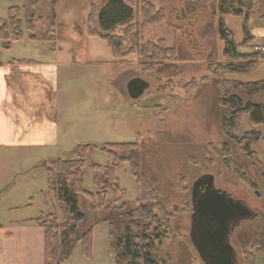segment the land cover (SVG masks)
<instances>
[{"label": "rangeland", "instance_id": "obj_1", "mask_svg": "<svg viewBox=\"0 0 264 264\" xmlns=\"http://www.w3.org/2000/svg\"><path fill=\"white\" fill-rule=\"evenodd\" d=\"M23 1L0 0V25L6 21L8 10L20 8ZM37 1L35 35L40 42V50L44 49L46 54L49 49L52 53L70 50L72 52L68 57L67 51L63 52V56L69 58L72 55L74 60L85 63L80 69L72 70L70 74L74 78L67 81L80 84L75 90L79 98L65 105L63 99L62 109L57 112V122L63 130L57 146L42 148L28 157L19 154L17 149H8L0 155V193L7 189L5 181L9 183L11 180L19 185L18 188L34 191L35 194L46 189L42 162L56 158L75 159L74 147L80 144L92 145L85 155L83 189L94 193L97 186L93 178L98 173L93 165L106 166L112 161L109 154L98 148L99 145L139 141L140 147L131 154L135 155L134 160L154 188L156 200L171 214L167 230L157 224L158 231L165 233L163 244L157 251L163 264H203L191 245L189 231L190 189L197 178L205 175H213L215 187L225 190L233 199L242 200L250 211L256 213V217L244 220L235 227L229 238L236 263L243 264L242 253L252 245L264 248V168L248 159L242 152V146L222 136L221 123L227 111L220 104L218 90L206 70L210 59L220 64L229 62L222 55L223 43L218 36V0L208 3L149 0L156 8L164 10L165 21L136 31L124 50L139 41L163 39L167 47L175 50V60L170 64H157L156 73L145 70L146 62L140 59L137 52L119 62L113 59L102 41L87 36L86 19L92 4L99 8L109 0ZM258 4H264V0H257ZM140 7L134 6L135 14ZM254 11L251 13L253 21L256 17L253 28L258 32L256 42L261 44L264 42V9L257 6ZM21 17L22 40L27 41L29 31ZM223 19L236 42H240L243 39L241 18L227 16ZM40 36L49 40H40ZM24 45L13 44L7 49L0 47V58L11 60L24 55ZM250 46L239 50L248 52ZM162 66L166 68H160ZM257 66L247 75H229L227 78L241 83L260 81L264 76V63ZM134 77L150 85L137 101H132L125 90L127 81ZM191 78L198 81V86L185 95L182 87ZM200 78L206 79L202 82ZM168 81H172L174 88L166 93H157ZM62 86V81L45 84L44 104L59 108L53 97L61 94ZM73 91L71 89L70 93ZM106 94L110 97L108 104ZM162 109L166 112L162 116L156 115L157 110ZM241 127L244 131L252 129L248 117L243 118ZM225 143L229 145L231 166L209 148L210 145L221 149ZM252 149L264 163V142L252 146ZM117 153L122 154L120 151ZM115 173L123 191L121 198L133 201L137 190L128 165L118 166ZM28 183L30 189L23 186ZM108 196L112 198L111 193ZM51 197V194L47 195V212L53 211L60 217ZM78 210L90 220L100 216V213L89 210L88 200L84 197L78 200ZM92 235L91 259L83 257L79 245H76L69 260L63 264H115L109 256L107 226H94Z\"/></svg>", "mask_w": 264, "mask_h": 264}, {"label": "trees", "instance_id": "obj_2", "mask_svg": "<svg viewBox=\"0 0 264 264\" xmlns=\"http://www.w3.org/2000/svg\"><path fill=\"white\" fill-rule=\"evenodd\" d=\"M191 1L208 3L211 0ZM254 3L255 0H218V36L223 43L222 55L229 62L220 64L210 59L206 70L218 90L220 104L227 111V116L221 123L222 136L227 141L242 146L246 157L253 160L256 166L264 168V163L252 149L253 145L264 142V76L254 83H241L227 78L229 75H247L264 60V54L239 50L255 41L249 28ZM139 5L141 7L135 14L134 6L136 8ZM36 10V3L29 0H24L20 8L12 7L8 10L6 21L0 25V42L3 48H10L13 42L22 40L21 16L27 25L29 39H37ZM227 16L241 18L243 39L240 42H236L234 34L224 23L223 17ZM164 21V10L156 8L149 0H109L99 8L92 4L86 19V34L102 41L116 61L123 62L137 52L140 59L146 62L145 70L156 73L157 64H170L175 60V50L167 47L163 39L139 41L127 50L124 47L131 35L139 29ZM40 39L49 40L42 36ZM205 79L200 78L199 81L204 82ZM197 86L198 81L191 78L182 90L188 95ZM173 88L172 81H168L157 93H166ZM170 98L172 100V96ZM165 112L166 109L157 110L156 115L162 116ZM244 117H248L253 128L261 127V130L244 131L241 127ZM91 147L90 144L77 145L74 147L77 155L75 159L56 158L41 164L46 174L47 193L51 194L52 204L60 213L58 217L56 213L43 212L33 220L44 231V264H63L70 258L76 245H79L83 257L91 259L92 229L99 224H105L108 228L109 256L115 264H163L157 251L163 244L165 233L158 231L157 224L167 230L171 214L156 200L154 188L134 160L135 155L131 154L140 147L139 141L99 145L98 148L109 154L112 161L106 166L93 165L98 173V177L93 178L97 186L94 193L83 189L85 155ZM209 148L223 158L226 165L233 164L227 143L221 149L210 145ZM125 153L128 155H124ZM123 164L128 165L129 174L135 181L137 196L133 201H125L120 196L123 191L119 188L115 171ZM250 187L254 188L253 185ZM109 193L112 198L108 196ZM81 197L88 200L91 212L100 213L99 217L90 220L78 210V200ZM261 255H264V248L252 245L248 251L243 252V262L255 264L256 257Z\"/></svg>", "mask_w": 264, "mask_h": 264}, {"label": "crops", "instance_id": "obj_3", "mask_svg": "<svg viewBox=\"0 0 264 264\" xmlns=\"http://www.w3.org/2000/svg\"><path fill=\"white\" fill-rule=\"evenodd\" d=\"M254 4V10L257 6L264 9V4L257 5V0ZM252 17L251 14L249 28L256 39L258 32L253 28L256 17L254 21ZM19 43H25L24 55L11 60L0 58V155L8 149H17L19 154L28 157L42 148L58 145L63 130L57 122V112L62 109L63 99L65 105L79 98L75 90L80 84L67 81L74 78L70 72L85 63L74 60L72 55L67 58L70 50L52 53L49 49L46 54L44 49L40 50L38 40L23 39L12 43L11 47ZM66 51L67 57L63 56ZM262 63L264 60L258 66ZM58 81L64 85L61 94L53 97L59 108L47 106L44 104V86ZM71 89L74 90L72 93ZM105 99L108 104L109 94ZM5 183L7 189L0 193V264H44V231L33 220L47 211V190H38L35 194L18 188L14 180ZM23 186L30 189L29 183ZM255 264H264V255L256 257Z\"/></svg>", "mask_w": 264, "mask_h": 264}, {"label": "water", "instance_id": "obj_4", "mask_svg": "<svg viewBox=\"0 0 264 264\" xmlns=\"http://www.w3.org/2000/svg\"><path fill=\"white\" fill-rule=\"evenodd\" d=\"M149 84L138 77L126 83L128 96L132 100H138L148 89ZM209 182L207 193L196 202L197 228L195 233L200 244L196 251L204 264H234V250L228 242L229 224L235 219H244L249 216V209L226 195L221 189H212L213 176L208 175ZM200 180L197 179L192 185V200ZM214 228V229H213ZM205 247H210L211 261L206 263L202 255Z\"/></svg>", "mask_w": 264, "mask_h": 264}, {"label": "flooded vegetation", "instance_id": "obj_5", "mask_svg": "<svg viewBox=\"0 0 264 264\" xmlns=\"http://www.w3.org/2000/svg\"><path fill=\"white\" fill-rule=\"evenodd\" d=\"M197 179H199L200 180V182H199V185L197 186V188H196V191H195V196H194V199L192 200V194H191V192H192V190L190 189V211H191V227H190V231H189V239H190V241H191V245H192V247L194 248V249H196L195 247L196 246H198V244H200V242H199V238L197 237V235H196V233H195V230H196V228H197V226H196V224H197V221H198V219H197V217H196V212H195V209H196V207H197V205H196V202L199 200V199H201V198H203L204 196H205V194L208 192L207 191V186H208V182H209V177L207 176V175H205V176H201V177H199V178H197ZM196 179V180H197ZM191 188H192V186H191ZM215 188H217V187H215V185H214V183H212V189L214 190ZM227 193V192H226ZM242 201V200H241ZM240 201V202H241ZM243 202V201H242ZM241 202V203H242ZM244 203V202H243ZM242 203V205H245V204H243ZM246 206V205H245ZM250 213H249V218L250 219H253L254 217H256V213L255 212H251V211H249ZM247 217V218H248ZM242 221L240 220V219H235V220H233L232 222H230V224H229V229H230V236L232 235V233H233V229H234V227H236V226H238L240 223H241ZM214 229V228H213ZM229 237V236H228ZM212 253H211V251H210V247H205V250L204 251H202V255H203V257H204V261L206 262V263H209L210 261H211V258H210V255H211ZM236 263V260L234 261V264ZM237 264V263H236Z\"/></svg>", "mask_w": 264, "mask_h": 264}, {"label": "built area", "instance_id": "obj_6", "mask_svg": "<svg viewBox=\"0 0 264 264\" xmlns=\"http://www.w3.org/2000/svg\"><path fill=\"white\" fill-rule=\"evenodd\" d=\"M253 51H264V47H257V46H254L253 47Z\"/></svg>", "mask_w": 264, "mask_h": 264}, {"label": "bare ground", "instance_id": "obj_7", "mask_svg": "<svg viewBox=\"0 0 264 264\" xmlns=\"http://www.w3.org/2000/svg\"><path fill=\"white\" fill-rule=\"evenodd\" d=\"M233 144V143H232ZM138 217V216H137ZM135 218V217H134Z\"/></svg>", "mask_w": 264, "mask_h": 264}]
</instances>
